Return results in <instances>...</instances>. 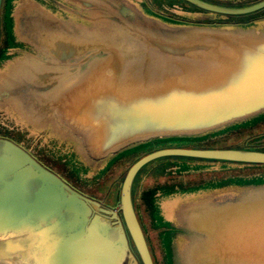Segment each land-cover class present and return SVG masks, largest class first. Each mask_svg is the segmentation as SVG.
<instances>
[{
	"label": "water",
	"instance_id": "1",
	"mask_svg": "<svg viewBox=\"0 0 264 264\" xmlns=\"http://www.w3.org/2000/svg\"><path fill=\"white\" fill-rule=\"evenodd\" d=\"M4 1L0 58L6 46ZM190 1L215 11L255 9L222 10ZM4 12L8 18L10 12ZM139 44L123 57L110 54L88 64L95 75L93 90L101 91L98 85L108 88L109 95L101 94L100 100L112 95L115 107L108 105L106 112L99 100L79 115L80 131L87 132L95 160L149 137L206 132L264 110V32L204 29L167 37L149 33ZM105 68L117 72L100 76ZM174 153L264 163V152L237 148L148 154L127 171L117 203L129 236L122 223L116 221L119 226L114 227L115 222L108 225L98 215L89 220L86 232L77 225L80 216H88L90 199L15 141L0 136V233L9 232L0 236V264H124L130 240L143 264H154L136 217L133 187L146 164ZM191 212L196 264H264V192L236 202L204 204ZM130 257L138 262L133 253Z\"/></svg>",
	"mask_w": 264,
	"mask_h": 264
},
{
	"label": "flooded vegetation",
	"instance_id": "2",
	"mask_svg": "<svg viewBox=\"0 0 264 264\" xmlns=\"http://www.w3.org/2000/svg\"><path fill=\"white\" fill-rule=\"evenodd\" d=\"M200 1L222 10L255 9L215 11L190 0L4 1V11L10 13L8 18L4 11L1 14L6 46L0 58V79L6 77V71H11L12 77L0 91V136L15 141L90 199L91 214L80 216L78 230L84 228L87 232L89 220L98 215L108 225L115 222L113 226L118 227L116 221L122 223L121 229L129 236L117 203L127 171L148 154L176 149L232 148L264 152V110L206 132L149 137L109 152L101 160L93 158L86 141L87 132L80 131L83 111L91 105L97 106L101 94L109 95L108 88L101 85H98L101 91L93 90L95 75L88 68L93 59L110 54L123 57L127 51L139 49L141 38L149 33L167 37L204 29L236 34L264 32V0ZM116 72L105 68L99 74L104 77ZM111 96L99 101L105 111L113 105ZM106 117L105 113V120ZM230 133L248 137L235 146L223 145L224 140L214 141ZM253 137L257 140L248 144L247 140ZM121 161L129 163L122 180H118L120 175L116 177L111 184L115 188L110 186L106 198L93 193L102 176L112 168L121 167ZM212 165L224 172L204 179L201 172ZM63 168L68 171L66 175L58 171ZM90 170L96 173L91 175ZM150 172L156 177L155 185L139 192V179ZM259 191L264 192V163L174 153L146 164L135 179L133 201L154 264H159L155 254L161 264H196L192 255L195 241L190 231L194 219L192 208L236 202ZM112 211L117 212L118 218ZM8 234L3 232L0 236ZM151 234L158 236L155 250L149 239ZM131 253L137 263L132 262ZM124 264H143L132 240L125 251Z\"/></svg>",
	"mask_w": 264,
	"mask_h": 264
},
{
	"label": "rangeland",
	"instance_id": "3",
	"mask_svg": "<svg viewBox=\"0 0 264 264\" xmlns=\"http://www.w3.org/2000/svg\"><path fill=\"white\" fill-rule=\"evenodd\" d=\"M161 11H164L165 12V9H162ZM167 13H168V11H167ZM5 128L6 127L3 126V128H1V129L4 130ZM8 129H10V128H8ZM260 132H262V131H260ZM16 135L17 134H14V136H16ZM247 137L248 136L245 137V136H242V135H237V133H230L229 135H226V136L221 137L220 140L218 138V139H215L214 141H223L224 140L225 143L223 142L224 143L223 145H234L235 146V145H239L240 143H243L244 141H246ZM255 139L257 140V137L256 138L255 137L249 138L247 140V142L250 141V142H248V144L254 142ZM22 141L24 142V140H22ZM101 159H103V158L96 159V160H101ZM57 162H59V161H57ZM120 163L122 164L121 167L115 168L114 169L115 171L112 168V169H110L109 172H107L106 175H103L102 176L103 178L100 179V182L98 181L97 187H94L92 189L93 190V193L97 194L100 197H104L105 196L104 198H106V196L108 194V189L111 188L110 186H112L111 184L116 180V177L118 175H120V177H119L118 180L119 181L122 180V178H123V176L125 174V171H126L128 165H129L128 162H124V161H121ZM215 167L216 166H213L212 165L209 168H205L204 169V172H201L204 175V179H206L207 177H212L214 175H221L222 172H224V171L217 170V168H215ZM58 171L61 172V173H63L64 175H66L68 173V171L64 170V168L62 170H58ZM94 171L95 170H93V171L90 170L89 172L92 175V174H95L96 173V171L95 172ZM226 171H228V170H225V172ZM198 174H200V173H198ZM161 179L162 180H165L164 178H161ZM155 181H156V177L153 176L152 172L145 173L139 179V181L137 183V189L139 190V192L144 191L145 189H148L150 187H153L155 185V183H156ZM112 187L115 188V186H112ZM108 199H112V197L110 195H108ZM148 221H147V223H148ZM148 227L151 228V226H149V223H148ZM149 231L151 232V230H149ZM149 239H150V242L152 243V246L154 245L153 246L154 247L153 249L155 250V245L158 242V236H155V235L151 234V236H149ZM155 255H156V259H157L158 263L161 264L160 260H158L157 254H155Z\"/></svg>",
	"mask_w": 264,
	"mask_h": 264
},
{
	"label": "crops",
	"instance_id": "4",
	"mask_svg": "<svg viewBox=\"0 0 264 264\" xmlns=\"http://www.w3.org/2000/svg\"><path fill=\"white\" fill-rule=\"evenodd\" d=\"M7 73L4 75V76H6L4 79H0V91L2 90V89H4L6 86H7V84H8V81H10V79H11V77H12V73H11V71H6ZM4 74V73H3ZM3 74H2V76H3ZM1 77V76H0Z\"/></svg>",
	"mask_w": 264,
	"mask_h": 264
},
{
	"label": "bare ground",
	"instance_id": "5",
	"mask_svg": "<svg viewBox=\"0 0 264 264\" xmlns=\"http://www.w3.org/2000/svg\"><path fill=\"white\" fill-rule=\"evenodd\" d=\"M93 106H94V105H93ZM88 108H89V110L91 111V109H92V108H94V107H92V105H91V106H90V107H88Z\"/></svg>",
	"mask_w": 264,
	"mask_h": 264
}]
</instances>
